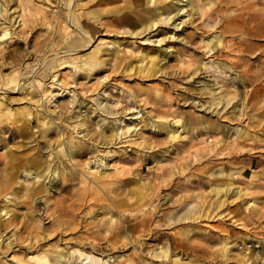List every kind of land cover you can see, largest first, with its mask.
Wrapping results in <instances>:
<instances>
[{
  "label": "rangeland",
  "instance_id": "obj_1",
  "mask_svg": "<svg viewBox=\"0 0 264 264\" xmlns=\"http://www.w3.org/2000/svg\"><path fill=\"white\" fill-rule=\"evenodd\" d=\"M71 1L0 0V264H264V0Z\"/></svg>",
  "mask_w": 264,
  "mask_h": 264
},
{
  "label": "bare ground",
  "instance_id": "obj_2",
  "mask_svg": "<svg viewBox=\"0 0 264 264\" xmlns=\"http://www.w3.org/2000/svg\"><path fill=\"white\" fill-rule=\"evenodd\" d=\"M69 1V0H68ZM74 0H72L71 2H73ZM180 1V0H179ZM68 2H66V4H67ZM124 3H126L127 5H129L130 3H131V0H127L126 2H124ZM72 4V3H71ZM70 5V4H69ZM71 6V5H70ZM67 7V6H66ZM69 7V6H68ZM67 10H68V8H67ZM70 10V9H69ZM68 10V11H69ZM178 10H179V8H177V12H178ZM72 11V10H71ZM71 11L69 12V13H71ZM171 12V11H170ZM170 12H168V13H170ZM198 12V11H197ZM68 13V12H67ZM162 13L160 12V13H155V17H157L158 18V16H160ZM175 14H177V13H175ZM174 14V15H175ZM76 17V16H75ZM36 18V17H35ZM69 23H71V24H73L78 30H79V32H81L83 35H85V37L86 38H88V40L90 41V37L86 34V31L84 30V28H83V26H81L80 25V23L78 22H76V20L74 19V17L71 15V14H69ZM169 19H171V18H169L168 17V20ZM143 21H145V19L143 20L142 18L141 19H138V21H135V22H133L132 24H138L137 26H139V24H142L143 23ZM43 22V21H42ZM45 22V21H44ZM56 22V21H55ZM153 23V20L152 21H150V24H152ZM137 26H135V28L137 27ZM147 27V26H146ZM134 28V29H135ZM6 30H8V29H6ZM6 34L7 33H3V36L5 35L6 36ZM86 38H84V39H86ZM87 40V39H86ZM85 40V41H86ZM87 40V41H88ZM91 42V41H90ZM89 43V42H88ZM88 45V44H87ZM86 47V46H85ZM72 51V50H71ZM54 57V56H53ZM55 58V57H54ZM52 59V58H51ZM72 61V60H71ZM73 62V64H74V61H72ZM51 63H52V61H51ZM64 63H67L66 62V60H63V61H59L58 63H57V65H61V64H64ZM72 64V65H73ZM50 65V64H49ZM75 66L74 67H76V66H78L76 69H81L82 71H92L91 69L95 66V65H97V63H96V61L93 59V58H89V59H86V58H84L83 59V61L81 62V63H79V65L78 64H74ZM53 66V65H52ZM51 66V67H52ZM73 68V67H72ZM52 69V68H51ZM78 69V70H79ZM34 70V69H33ZM45 70H47V69H45ZM74 70V69H73ZM77 70V71H78ZM28 71V70H27ZM81 71V72H82ZM76 75V74H75ZM31 76V75H30ZM28 78H30V77H28ZM27 78V79H28ZM84 78H86V77H84ZM24 79H26V78H24ZM26 79V80H27ZM32 79V78H31ZM20 80V79H19ZM18 80V81H19ZM23 81V80H22ZM16 82V85L18 84L19 86H20V84L21 83H19V82H17V80L15 81ZM28 84H30V87H33V88H37L38 86H36V84H34L32 81H29V82H27ZM24 86V85H23ZM35 86V87H34ZM16 89V88H15ZM30 89V88H29ZM40 90V89H39ZM23 97V96H22ZM37 97V96H36ZM75 97V96H74ZM25 98V97H24ZM51 98H52V100L53 99H55L56 97H55V95H52L51 96ZM50 98V99H51ZM40 99H41V97H40ZM36 101V100H35ZM48 101H49V99H48ZM41 102V101H40ZM50 102V101H49ZM75 103V102H74ZM31 104V103H30ZM36 104H37V102H36ZM42 104V103H41ZM76 104L77 105H79V103H77L76 102ZM47 105V104H46ZM49 105V104H48ZM42 106V105H41ZM40 105L38 106L39 107V109H36V112H35V118H36V120H37V122H39L41 125H40V129H39V131L40 132H42V133H44V134H47L48 133V131L53 127V125L55 126V127H57V124L55 123V121H56V118H54L53 116H51V113H50V111H48V110H43L42 109V107H41ZM6 112H7V110H5ZM80 113V112H79ZM78 114V113H77ZM76 114V115H77ZM27 115H30V117H31V111H30V109H28V108H26V109H24V110H19V111H16V112H12V118L9 120L12 124H14V125H16L17 123H20L21 121H25V116H27ZM72 116V115H71ZM28 119V118H27ZM67 119V118H66ZM0 122H1V119H0ZM29 124V123H28ZM80 126H82V124H79ZM159 125H162V126H166L167 127V125L166 124H164V123H160ZM153 126V125H152ZM154 128H156V126L154 125L153 126ZM62 130L60 129V130H56V132H57V134L59 133V132H61ZM74 132V131H73ZM168 133H170V134H173V130H171V129H169L168 128ZM15 133H13V135H14ZM83 137H79V136H73V138H71V137H69L68 139H67V141L66 142H63V141H60V139H58L57 140V142H56V144H55V146H51V144H50V146H49V149H50V151H53L54 149H56V147L57 146H63V147H60L58 150H57V153H55L54 155L58 158V155H59V153H61V154H63V155H65L66 157H68V158H70L71 159V157H75V156H78L79 154H82L83 152H85L86 151V153H91V152H89V150L88 149H90V146H88L84 141H82L81 139H82ZM77 139V140H76ZM101 142V141H100ZM108 143L106 142V141H104V140H102V142H101V145L102 146H106ZM56 158V162H55V166H51L50 164H48V163H46V164H44V166L43 167H41V169L39 170V172L37 173V174H35V176L33 177V178H36V179H40V178H42L43 180L44 179H46V178H48V180L50 181V182H52V180H50V176L48 177L47 175H48V173L49 172H51V175H53V174H55L56 173V171L58 170V173H61V174H63L64 175V171L62 170V168H61V166H60V161L58 160ZM92 158V159H91ZM88 159H89V162H90V164H93L94 165V167L93 168H96V171L95 172H93V173H89L88 172V176L89 175H94V177L95 178H92L91 176V179H93V184L91 185V186H89L88 187V189H89V192L91 193V195H90V197L89 198H94V196L96 195L95 193H97L96 192V187H101V185L99 186V184H100V181H102L103 179H104V177H105V173H104V168L103 169H101V167L103 166L102 165V156H100V157H98L96 154L94 155V154H92V155H89V157H88ZM35 161V160H34ZM34 161H33V163H34ZM40 163L41 162H35L34 164H36V165H40ZM65 167V166H64ZM90 168H92V165L91 166H86V169H90ZM106 168V167H105ZM29 170V169H28ZM65 170V169H64ZM30 171V170H29ZM29 171H25V174H26V176H29V175H31V173L29 172ZM66 173H67V171H66ZM67 176H68V174H67ZM58 180V179H57ZM27 190H29V189H27ZM37 191L40 193V192H44V189H36V190H34V192L33 191H31V190H29V195H33V194H35V193H37ZM236 191V190H235ZM79 247H81V246H79ZM30 255V254H29ZM85 257H87V256H85ZM40 259V261L41 262H44L45 261V256H43V257H40L39 258Z\"/></svg>",
  "mask_w": 264,
  "mask_h": 264
}]
</instances>
